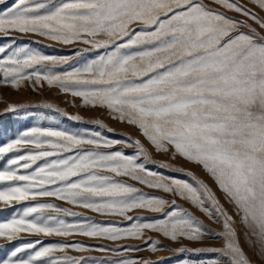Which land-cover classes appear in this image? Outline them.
<instances>
[{
	"label": "snow or ice",
	"instance_id": "1",
	"mask_svg": "<svg viewBox=\"0 0 264 264\" xmlns=\"http://www.w3.org/2000/svg\"><path fill=\"white\" fill-rule=\"evenodd\" d=\"M0 6V86L55 88L73 106L100 110L142 137L106 135L98 129L113 130L99 119L91 122L96 130H70L57 117L82 118L45 103L56 116L0 140V206L13 209L0 218V239L66 241L15 244L0 264H140L123 254L173 250L153 236L181 245L179 253L188 251L185 242L219 237L222 248L194 250L219 254L199 264H254L241 234L264 264V0H0ZM19 36L71 53L45 54ZM25 107L8 104L4 111ZM176 161L202 169L220 195ZM177 172L191 180L171 174ZM74 208L118 219L98 221ZM74 236L117 246L68 239ZM130 240L140 243H119ZM92 251L121 258L70 254Z\"/></svg>",
	"mask_w": 264,
	"mask_h": 264
},
{
	"label": "rangeland",
	"instance_id": "2",
	"mask_svg": "<svg viewBox=\"0 0 264 264\" xmlns=\"http://www.w3.org/2000/svg\"><path fill=\"white\" fill-rule=\"evenodd\" d=\"M11 2V0H9ZM243 2V0H241ZM250 6V5H249ZM2 7V6H0ZM239 18V17H237ZM18 40L20 43H28L30 47H36L42 50L45 54L49 55H69L71 53V48L62 46L59 44H55L53 42L47 41V40H40L38 37H30V36H19ZM39 41V43H31V41ZM77 47H83V45H78ZM45 103H51L54 106L66 111L70 116L79 115L82 118V122H74L71 120H68L64 117H57L62 127L68 128L73 131H82L85 129H91L96 130V126L93 125L91 122L93 120L99 119L103 121L105 125H107L108 128L112 129L113 132H108L106 129H98L101 132H104L106 135L113 136L117 139H123L125 137H132L133 139H142L138 135L135 129L127 127L125 125H121L117 123L116 121H113L107 117V115L100 111H90L88 109L73 106V98L70 95H64L58 93V91L53 89H48L46 86L43 88H40L38 91H32L30 87L21 88L19 91H16L12 89L10 86H0V140H7L11 135L14 134V132L18 129H23L25 127L34 125L41 116L47 115V116H56V113L45 109L42 107ZM80 100L76 99L74 101L75 105H80ZM8 104H23L26 107L20 112V113H7L5 114V108ZM41 126H54L51 125L49 121H43ZM126 152H133L134 149L131 148H125ZM155 159L157 160H166V157H164L162 154H156ZM167 162V161H166ZM175 167L184 168L185 172L191 171L193 172L198 178L204 180L205 183H207L214 191H217V195H220L218 190L216 189L213 181L211 178L202 171V169L183 162V161H176L173 162ZM160 171L164 172L165 174H168L170 172L169 169H160ZM173 175H176L178 177L191 180L190 177H187L184 175V173H171ZM147 191V190H146ZM54 203H59L57 201H53ZM67 207V205H64ZM13 207H20L19 205H15ZM184 207L188 208L189 211H194L191 209L187 204H184ZM12 208H3L0 206V218H3L4 216H8L12 212ZM73 211L77 212H83L84 215L92 216L93 219L98 221H105V220H115L118 219L116 217H101L96 216L93 213L86 212L82 209L74 208ZM133 215H141V216H151V213L147 212H136L132 213ZM194 214L203 221L205 226L209 229H211L215 233H219L221 231V228L219 225L213 223L210 221L207 217H205L203 214L199 213L198 211H194ZM40 239L43 240L45 243H53V242H59L64 243L66 242L64 238L62 237H35V236H28L26 234H22L21 237L12 242H7L2 239H0V257L7 254V252L18 243H22L24 241L29 240H36ZM71 241H76L83 243L85 245H106L107 247H116L117 244H114L110 241H104V240H93L86 237H80V236H74L68 238ZM153 239H158L159 243L164 246L165 248H172L173 250L171 252L169 251H163L158 253H150L149 251H141V252H130V253H124V256H130L133 258H141L140 264H144V261H151L152 264H157L158 261H162V264H178L179 260L181 258L183 259H189L195 264H199L200 261L207 262L210 259H214L218 257V253L216 252H210V251H203V252H195V249H220L223 247V241L219 237H209L206 239V242L204 243H193V242H185L183 245L188 249V251L179 253L176 251L178 247L181 245H177L174 243L169 242L167 239L153 236ZM119 243H125V244H138L139 241H122ZM241 244L245 247V251L248 253V255L253 259L254 264H261V260L259 257L253 254V252L249 249L247 246L243 235L241 234ZM72 255H83L87 257H95L98 259H120L121 257L114 256L111 253L106 252H98V251H92L87 253H70ZM222 258V257H221ZM223 259V258H222Z\"/></svg>",
	"mask_w": 264,
	"mask_h": 264
}]
</instances>
